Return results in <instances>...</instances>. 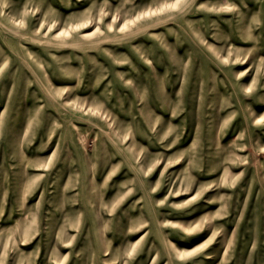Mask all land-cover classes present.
<instances>
[{
	"label": "rangeland",
	"instance_id": "obj_1",
	"mask_svg": "<svg viewBox=\"0 0 264 264\" xmlns=\"http://www.w3.org/2000/svg\"><path fill=\"white\" fill-rule=\"evenodd\" d=\"M0 264H264V0H0Z\"/></svg>",
	"mask_w": 264,
	"mask_h": 264
}]
</instances>
